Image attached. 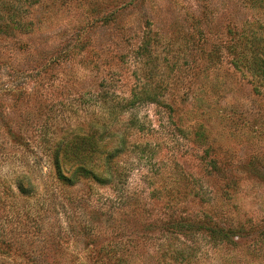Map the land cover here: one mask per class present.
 <instances>
[{"label":"rangeland","instance_id":"rangeland-1","mask_svg":"<svg viewBox=\"0 0 264 264\" xmlns=\"http://www.w3.org/2000/svg\"><path fill=\"white\" fill-rule=\"evenodd\" d=\"M259 4L37 0L22 7L30 29L0 30V264H264V79L234 66L264 36ZM145 37L147 56L136 57ZM70 40L84 48L65 58ZM148 73L172 111L144 104L112 122L111 107L127 103ZM96 117L128 136L118 184L63 186L38 127L52 141ZM132 119L135 128H127ZM17 134L31 144L22 146ZM18 175L28 176L32 196L19 195ZM202 219L228 240L163 228ZM147 223L154 228L141 230Z\"/></svg>","mask_w":264,"mask_h":264},{"label":"trees","instance_id":"trees-1","mask_svg":"<svg viewBox=\"0 0 264 264\" xmlns=\"http://www.w3.org/2000/svg\"><path fill=\"white\" fill-rule=\"evenodd\" d=\"M40 1V0H39ZM47 1V0H46ZM49 6L54 4V0H48ZM37 0H0V30L4 31H17L18 29L24 28L30 29V23H23V12H26V8L32 6V3ZM260 0H250L251 7H257L260 9ZM27 4V5H25ZM129 5V3H126ZM126 5V6H127ZM25 6L23 11L22 7ZM104 22H107L106 16L103 15ZM4 20H9L8 23H4ZM260 26L256 24V29H260ZM252 28V25H250ZM264 34V31H262ZM253 34V32H251ZM260 41L253 38L250 43L249 56L240 57L234 62L235 67L249 68L248 70L254 72L259 78L264 79V36L259 38ZM69 41L65 51L61 56L65 58L69 53L74 51H81L84 48L83 42ZM256 42V43H255ZM255 43V44H254ZM149 40L145 37L142 40V44L136 50V57L147 56L149 51ZM62 53V52H61ZM60 53V54H61ZM245 54H243L244 56ZM129 57V53L122 55L121 58ZM55 57L54 59H58ZM146 81L141 84L137 91H133L132 98L125 104L118 105L119 109L115 111V106L111 107L110 115L112 122L118 123L119 116L125 113L128 109H132L135 106L144 104H154L160 106H166L172 108L170 105L161 101L162 96L157 92L158 86H150V74L146 75ZM149 78V79H148ZM107 97H104V102ZM108 107V106H107ZM114 116V117H113ZM135 120H130V124L127 128H135ZM36 127V126H35ZM47 129V128H46ZM44 130V129H43ZM123 130V129H122ZM36 130H32L31 136L36 135ZM195 133L196 136H199ZM37 135H41V140L48 144L45 148L48 153L50 165L54 172L55 179L63 186L71 187L79 183L93 182L96 185L113 187L118 184L119 170L118 157L128 147V136L118 133L116 127H110L107 122L100 121L97 117L87 123H79L71 127H66L60 130L59 135L52 141H49L47 131L40 130L38 127ZM20 140L21 145L28 146L31 144L28 140L23 141L20 134L15 136ZM37 143L39 149H43L44 145L40 141H33ZM119 168V167H118ZM119 176V177H118ZM17 192L20 196L30 197L33 195V185L28 179V176H16L13 180ZM169 222V223H167ZM164 223L163 228L166 229L165 233L176 234L177 232L192 233L194 230L208 231L211 238L218 240H228V232H223L222 229H212L209 222L206 220L197 221L196 223H189L185 221H167ZM207 222V223H206ZM208 224V225H207ZM215 226V225H213ZM153 224L147 223L141 227V230H152ZM181 232V233H182ZM144 235V233H142ZM9 247V245H7ZM130 256L126 253L124 256L119 255L118 261L124 262Z\"/></svg>","mask_w":264,"mask_h":264}]
</instances>
